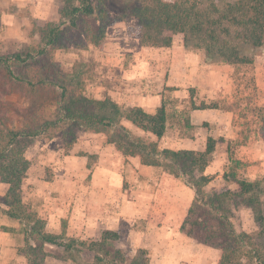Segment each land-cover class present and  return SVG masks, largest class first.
Returning a JSON list of instances; mask_svg holds the SVG:
<instances>
[{
    "label": "trees",
    "instance_id": "trees-1",
    "mask_svg": "<svg viewBox=\"0 0 264 264\" xmlns=\"http://www.w3.org/2000/svg\"><path fill=\"white\" fill-rule=\"evenodd\" d=\"M120 21L137 20L141 28L140 45L169 48L176 36L190 52H202L207 64L251 67L264 57V0H117ZM100 8V11L98 9ZM104 0H62L54 18L32 37L39 36L26 50L0 52V181L9 186L3 212L24 227L25 255L37 264L39 251L49 246L57 258L73 264H150L146 252L134 257L116 246L119 234L105 231L101 240H84L53 234L47 222L22 200V184L30 167L26 149L38 137L60 134L67 148L77 133L104 134L124 157H139L142 164L160 168L168 175L182 178L195 192L194 201L181 227L188 237L221 252L218 264H264V175L249 180L237 169L224 172L227 185L208 190L213 177L209 166L231 153V143L223 137H208L202 151L161 148L167 130L163 107L148 114L140 107H122L111 97L96 99L85 94L82 74L62 72L55 60L57 51L74 41L73 32L84 26L85 18L107 19ZM90 30V26L86 27ZM106 26L99 24L90 44L104 41ZM17 93L34 102L31 109L17 108L7 97ZM55 101L48 113L43 101ZM210 104L205 108H217ZM264 112V110L262 111ZM22 113L23 127L17 128L12 115ZM258 135L264 142V113L260 115ZM128 122L144 135L136 136L123 123ZM94 156H90V159ZM231 158V157H230ZM231 160V159H230ZM236 165H243L235 161ZM91 168V165L89 166ZM252 210L257 230L236 229L234 209ZM39 243L34 245L32 243Z\"/></svg>",
    "mask_w": 264,
    "mask_h": 264
},
{
    "label": "crops",
    "instance_id": "crops-1",
    "mask_svg": "<svg viewBox=\"0 0 264 264\" xmlns=\"http://www.w3.org/2000/svg\"><path fill=\"white\" fill-rule=\"evenodd\" d=\"M51 2L0 0V23L4 25L2 30L6 28L0 33V43L9 42L13 29L15 34L25 35L26 29H15L12 23L27 24L33 17H49ZM204 59L202 52L187 51L180 36L169 48L143 47L139 43L127 53H103L99 60L108 71V79L99 85L102 94L92 98L108 96L124 108L140 107L148 114L164 106L167 130L159 139L161 148L202 151L208 137H223L231 143V153L208 167L206 172L213 180L207 189L227 185L236 191L234 182L224 180L226 171L215 176L213 168L219 164L227 169L236 151V160L249 169V174L242 176L255 180L264 175V163L248 164L258 159L264 142L257 130L244 125V115L231 105L236 88L233 75L239 67L207 64ZM252 67L257 103L264 106V57ZM212 103L218 107L205 108ZM123 124L138 136L144 135L132 124ZM79 133L78 141L68 149L56 136L44 144L35 138L26 149L30 167L22 184V200L47 222L48 232L62 234L65 230L68 237L96 241L105 231L118 233L119 241H195L181 232L195 198L194 190L182 178L144 165L139 157H124L104 134ZM124 179L128 185H123ZM8 189L0 181V264H28L19 252L23 225L3 212ZM232 222L240 231L258 228L252 210L244 206L234 209ZM199 246L195 264H218L219 249Z\"/></svg>",
    "mask_w": 264,
    "mask_h": 264
},
{
    "label": "rangeland",
    "instance_id": "rangeland-1",
    "mask_svg": "<svg viewBox=\"0 0 264 264\" xmlns=\"http://www.w3.org/2000/svg\"><path fill=\"white\" fill-rule=\"evenodd\" d=\"M62 0H52L50 16L40 19V17H33L29 23L23 24L22 22L12 23L16 27L15 29H26L25 35H19V32L13 33L11 31L12 37L9 42L5 41L0 43L1 53L10 54L18 51L26 50V48L32 44L35 40L39 41V36L36 35L32 37V33L38 31L39 28L43 27L50 19L54 18L56 13V8L58 3ZM117 0H104V13H106L107 19L97 22L99 19L97 16L92 18L84 19L83 28L74 31L72 34L75 38L74 41L69 43V46L65 50L57 51L55 54V60L62 72L68 75L78 72L82 74L83 86L85 94L89 97H93L97 94H102L103 89L100 90V83L103 79H108V71L102 68L101 61L99 58L103 53L107 54L109 52L120 54L127 53L129 49L133 46H137L140 43L141 28L137 20L132 18H127L124 21H120V13L117 6ZM100 11V8L98 9ZM99 24H104L106 26V36L104 41L98 47H94L90 44L89 37L91 34H95L96 27ZM90 26V30L86 27ZM4 25L0 23V33L6 32V28L2 30ZM129 55V54H127ZM233 78L235 80L236 88L234 94V101L232 106L237 109V111L243 116L242 122L249 129L257 130L261 125L260 115L264 112V106H258L259 95L258 91L254 87V75L253 67H239L235 70ZM101 92V93H100ZM7 100L13 106L17 108H28L31 109L34 106V102L23 98L17 93H13L7 97ZM46 106V111L48 113L53 112L56 102L55 101H43ZM225 106V104H224ZM227 107V106H226ZM12 120L17 128L23 127V114L14 113L12 115ZM133 133V130H131ZM80 133H77V140ZM134 135L138 136L136 133ZM52 132L49 135H43L37 139L44 143H48L51 140ZM56 137H61L63 142V137L58 133ZM36 139V140H37ZM33 140L32 142H34ZM32 142L30 144H32ZM68 149V148H67ZM259 156L257 160L248 164L250 166L260 165L264 163V150L258 151ZM236 151L230 156L233 158L231 163L228 164V168L223 169L222 165L217 164L213 168L217 175L222 174L224 171H228L230 168H235L241 175L249 174L247 164L236 165ZM262 157V158H260ZM93 160V159H92ZM221 171V172H220ZM89 179L85 181L88 184ZM124 179L123 185H128ZM24 227L19 230L20 255L27 258V263L30 264L28 257L25 255V235L23 234ZM94 240L93 238H85L84 240ZM38 245L39 243H32ZM118 248L125 251L130 257H134L139 251L143 250L146 252L150 259V264H195V253L200 249L199 243L195 241H118L116 243ZM53 250L46 246L44 250L39 251L37 255V264H73L69 261H62L57 258L52 252ZM198 254V253H197Z\"/></svg>",
    "mask_w": 264,
    "mask_h": 264
}]
</instances>
